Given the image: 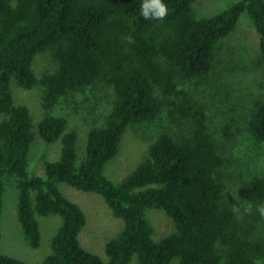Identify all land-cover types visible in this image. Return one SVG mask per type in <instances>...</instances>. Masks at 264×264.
I'll return each mask as SVG.
<instances>
[{"label": "trees", "instance_id": "16d2710c", "mask_svg": "<svg viewBox=\"0 0 264 264\" xmlns=\"http://www.w3.org/2000/svg\"><path fill=\"white\" fill-rule=\"evenodd\" d=\"M198 0H165L163 19H145L142 0H0V221L8 178H15L17 217L28 245L41 244L37 216L57 215L61 225L39 264H264V175L247 174L209 125L189 85L214 71L217 45L245 13L258 35L257 61L264 64V0H237L211 16L197 17ZM49 53L55 70L40 80L36 56ZM44 88L42 119L15 105L10 85ZM108 94L101 125L86 135L77 164V133L65 117L50 114L74 93ZM152 123L156 134L133 171L112 182L105 165L116 158L124 133ZM222 134L233 144L232 127ZM253 142L264 144V99L252 103L245 124ZM38 138L60 140L56 161L43 162L44 176H28V153ZM101 196L121 231L104 247L106 261L83 248L81 208L58 185ZM237 190V194L235 191ZM252 204V209L244 208ZM162 211L174 231L153 239L146 218ZM234 209H239V212ZM1 238V234H0ZM0 264H26L0 252Z\"/></svg>", "mask_w": 264, "mask_h": 264}, {"label": "rangeland", "instance_id": "374dc122", "mask_svg": "<svg viewBox=\"0 0 264 264\" xmlns=\"http://www.w3.org/2000/svg\"><path fill=\"white\" fill-rule=\"evenodd\" d=\"M237 0H198L192 7L197 17L211 16L229 7ZM258 35L249 17L243 13L236 29L217 45V60L214 71L204 84L189 85L190 90L205 108L208 125L218 142L229 149L233 159H237L241 169L247 174L264 175V144L256 145L246 132V121L252 103L264 99V64L257 61ZM49 53L36 56L33 71L37 79L55 70ZM15 105H25L30 112L34 125L42 119V96L44 88L37 83L32 89L25 90L14 82L10 85ZM108 94L74 93L60 99L50 112L63 116L68 129L77 133V164L85 156L86 135L93 125H101L103 117L111 105ZM4 116L0 114V121ZM230 126L235 141L230 144L222 134L224 126ZM152 123L139 124L129 128L122 136L119 153L104 167V174L114 183L120 182L139 164L156 127ZM60 140L46 144L36 138L28 153V176H44L43 162L56 161L60 153ZM15 178H8L2 197V214L0 221V252L19 259L26 264H39L49 254L51 237L61 225L57 215L37 216L41 244L32 249L26 241L17 217V189ZM60 191L70 201L77 204L86 217V223L78 235L80 245L106 261L104 247L106 242L116 236L123 228V221L112 216L103 198L95 193L83 192L66 184L58 185ZM237 194V190L235 191ZM146 218L153 228V239L161 238L174 231L173 221L162 211L149 209ZM264 229V219L261 225ZM130 264H136L135 258ZM171 264H178L173 258Z\"/></svg>", "mask_w": 264, "mask_h": 264}, {"label": "clouds", "instance_id": "9594fccd", "mask_svg": "<svg viewBox=\"0 0 264 264\" xmlns=\"http://www.w3.org/2000/svg\"><path fill=\"white\" fill-rule=\"evenodd\" d=\"M168 13V7L165 0H142L140 7V14L145 19H163ZM256 211L261 217H264V202L257 203L255 205ZM252 209V204L244 208L245 212H249ZM239 212V209H234Z\"/></svg>", "mask_w": 264, "mask_h": 264}]
</instances>
